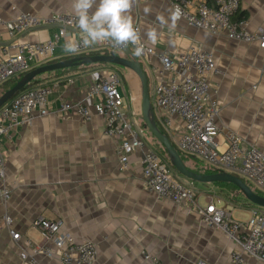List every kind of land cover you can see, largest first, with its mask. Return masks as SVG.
Segmentation results:
<instances>
[{"label":"crops","instance_id":"obj_1","mask_svg":"<svg viewBox=\"0 0 264 264\" xmlns=\"http://www.w3.org/2000/svg\"><path fill=\"white\" fill-rule=\"evenodd\" d=\"M145 8L149 9L147 13ZM24 12L43 17L73 13L72 0H0V18L7 23ZM171 12L168 0H137L131 10L135 24L141 28L142 39L153 49V54L139 60L153 78L150 97L156 121L163 128L153 103L154 87L168 78L160 73L159 56L176 58L198 47L215 58L216 72L211 74L210 82L218 91L221 105L218 126L223 131L237 133L247 145L264 150V49L259 43L238 42L227 35L216 36L194 29L184 20H177L173 27ZM242 13L246 14L251 30L264 26V0H241L236 20ZM160 16L164 17V23L158 19ZM150 28H156L160 34L155 44L145 35ZM54 30L27 31L12 39L9 29L0 26V61L2 48L12 41L42 43ZM73 34L80 38V30H74ZM116 53L123 56L119 50ZM103 54L108 53L87 55ZM70 57L73 58L60 45L53 62ZM119 68L122 67L90 64L73 71L43 75L42 85L52 89L49 114L15 128L2 145L10 196L8 199L0 196V264H22L19 254L26 247V240L42 239L41 232L33 225L39 217L63 221L64 229L77 242H95L98 255L94 264H150L142 256L145 250L164 264L202 261L230 264L236 245L221 230L202 224L188 205L158 199L148 191L143 178L142 150L130 156V166L124 171L118 155L120 141L105 135L104 118L94 114L91 121H85L76 114L59 113L63 103L87 97L95 72L117 70L126 90L127 114L142 133L145 145L166 160L173 176L184 180L168 160L169 156L156 149L154 139L146 138L145 130L140 127L139 77L129 69ZM92 112L95 113L94 108ZM219 141H225L223 135ZM185 182L199 193L200 203V198L206 200L208 195L221 203L226 201L214 184ZM10 230L21 234L19 240L12 238ZM38 264L60 263L41 258Z\"/></svg>","mask_w":264,"mask_h":264},{"label":"built area","instance_id":"obj_2","mask_svg":"<svg viewBox=\"0 0 264 264\" xmlns=\"http://www.w3.org/2000/svg\"><path fill=\"white\" fill-rule=\"evenodd\" d=\"M172 11L178 6L184 20L194 29L204 30L212 35H227L238 42L259 43L264 49V26L255 31L249 22L236 20L241 0H168ZM0 26L9 29L12 39L31 29L47 26L54 28L52 36L42 43L12 41L2 48L0 61V87L11 80L19 79L31 70L54 60L60 45L67 38L74 37L79 30L73 13H60L43 17L31 12L21 13L7 23L0 18ZM141 32L139 25H136ZM77 38L76 40H79ZM142 39V37H141ZM145 44V59L153 49ZM134 51V46L127 45ZM151 49V51H149ZM117 46L106 41L91 47H81L71 56H83L92 52H117ZM162 75L168 78L154 87L153 103L160 114V121L167 136L185 156L195 157L206 166L242 179L253 191L264 193V150L247 145L242 137L231 130H221L217 124L221 105L218 91L213 89L210 76L216 72L214 55L198 47H192L176 58L160 55ZM52 89L37 86L22 90L0 109V196L8 199L6 187V158L2 151L5 139L11 137L15 128L32 123L36 117L50 112ZM126 90L120 72L110 69L94 73V83L83 100L65 102L60 114H76L85 121L95 115L105 119V135L118 138V155L122 170L130 166V156L142 150L143 178L148 191L158 199L168 200L177 205L186 204L197 213L202 224L221 230L236 249L230 264L264 263V208L241 200H226L222 206L211 195L205 205L200 203L199 193L184 180L171 173L170 166L162 156L148 149L138 130L127 114ZM95 109V113L92 112ZM225 141H219L221 136ZM189 183H193L192 181ZM243 214L244 216H240ZM10 222V219H8ZM42 235L40 241L26 240V247L20 251L22 264H38L41 258L56 260L60 264H94L97 260L98 245L93 241L77 242L74 235L64 229L61 220L37 218L34 223ZM12 238L19 240L21 234L10 230ZM145 261L150 264H164L156 255L142 251ZM199 264H210L200 262Z\"/></svg>","mask_w":264,"mask_h":264},{"label":"water","instance_id":"obj_3","mask_svg":"<svg viewBox=\"0 0 264 264\" xmlns=\"http://www.w3.org/2000/svg\"><path fill=\"white\" fill-rule=\"evenodd\" d=\"M60 26H45L36 29H31L29 31H42L54 28H59ZM117 49L122 52L123 56L116 52L103 55H83L76 56L67 60L58 61L54 63H49L40 67H37L30 72L26 73L20 79H17L14 85L5 91L0 96V109L7 104L16 94L21 92L23 89L28 87L38 78L45 74L56 72L59 70L78 68L90 64H111L114 66H119L122 68L129 69L133 71L140 79L142 84V118L143 121L155 137V139L164 147L165 152L171 160V164L186 179L193 182L202 184H215V183H227L236 185L240 191L243 193L244 197L256 206L264 208V197L254 192L242 179L233 176L228 173H217L211 175L198 174L191 171L186 165L185 161L181 157L180 153L174 147L173 143L167 135H165L158 127L155 119V113L150 97V86L149 78L144 70L142 62L137 56L133 54L131 47L127 46H117Z\"/></svg>","mask_w":264,"mask_h":264},{"label":"clouds","instance_id":"obj_4","mask_svg":"<svg viewBox=\"0 0 264 264\" xmlns=\"http://www.w3.org/2000/svg\"><path fill=\"white\" fill-rule=\"evenodd\" d=\"M137 0H72V9L80 30V39L67 38L64 49L75 54L81 47L111 41L116 46L131 44L133 54L137 57L145 54V44L141 39L140 29L136 26L131 10ZM144 11L147 13L148 8ZM181 11L177 6L171 12L172 26L180 18ZM158 19L164 23V17ZM147 40L155 44L159 39L156 28H150L145 33ZM151 51V49H149Z\"/></svg>","mask_w":264,"mask_h":264},{"label":"rangeland","instance_id":"obj_5","mask_svg":"<svg viewBox=\"0 0 264 264\" xmlns=\"http://www.w3.org/2000/svg\"><path fill=\"white\" fill-rule=\"evenodd\" d=\"M142 62V65H143V67H144V70H145V72L147 73V76H148V78H149V88H150V94L152 95V90H153V88H152V84H153V78H152V76L150 75V73H149V71L147 70V68H146V66H145V63L143 62V61H141ZM119 69H122V68H119ZM43 77V76H42ZM126 82H127V84H129V81H128V79L126 80ZM42 83H43V81L40 83V85L39 86H43L42 85ZM14 85V83H8V84H6V85H3V86H1L0 87V96L5 92V91H7L8 89H10L12 86ZM138 88L140 89V91L142 90V84H141V82H139L138 83ZM157 119H158V116L156 117ZM140 123H141V125H140V127H142V129H144L145 130V136H146V138H149L151 141H152V139H154V147H156V149H159L167 158H168V156L164 153V151H163V149L162 148H160L161 146L158 144V142H157V140L154 138V136L150 133V131L147 129V127H146V125H145V123H144V121L142 120V118H140ZM158 121V120H157ZM159 122V121H158ZM159 127V126H158ZM168 160L170 161V159L168 158ZM170 163H171V161H170ZM186 164H187V166H188V168H190L192 171H198V172H200L201 174H203V172L202 171H199L200 169H199V167H198V164L197 163H194V162H189V161H186ZM199 166H202V167H205V166H203L202 164L201 165H199ZM199 173V174H200ZM184 179V178H183ZM185 181H189V182H191L189 179H184ZM217 189L220 191V193H221V196H223V198L225 199V200H229V198L231 199V200H233L234 202H237V201H239V200H241V196L243 195V193L240 191V190H236V189H234L233 187H228V186H217ZM242 194V195H241ZM240 196V197H239ZM201 199V204H204L205 203V198L204 197H201L200 198ZM219 204V206H222V204L223 203H218ZM256 264H264V263H256Z\"/></svg>","mask_w":264,"mask_h":264},{"label":"trees","instance_id":"obj_6","mask_svg":"<svg viewBox=\"0 0 264 264\" xmlns=\"http://www.w3.org/2000/svg\"><path fill=\"white\" fill-rule=\"evenodd\" d=\"M245 19H247L246 18V14L245 13H242L241 15H240V17H239V19H237V20H245ZM70 58H72V57H70ZM69 58V59H70ZM54 62H58V61H54ZM53 61L52 62H50V63H54ZM49 64V63H48ZM77 68V67H76ZM76 68H71V69H65V70H59V71H56L55 73L56 74H59V73H61V72H63V71H73V70H75ZM53 73V72H52ZM49 74V73H48ZM20 79V78H19ZM17 79H14V80H11V81H9L8 83H15V81H16ZM43 81V79H42V77H40V78H38L37 80H35L33 83H31L28 87H26L25 89H23V90H26V89H28V88H32V87H37V86H39L40 85V83ZM8 83H6V84H8ZM5 84V85H6ZM156 123H157V125L159 126V129L165 134V135H167V132L160 126V124H159V122L158 121H156ZM175 147V146H174ZM176 148V147H175ZM177 149V148H176ZM179 152V151H178ZM164 153H166L165 152V150H164ZM180 153V155H181V157L183 158V160L185 161V163H186V161H189V162H194V163H197L198 164V167H199V171H202L203 172V174H205V175H211V174H217L218 173V171H216V170H214V169H212V168H210V167H208V166H205V167H202V166H199V165H201V161L199 160V159H197V158H195V157H189V156H185V155H183L181 152H179ZM167 154V153H166ZM187 165V164H186ZM190 169V168H189ZM191 170V169H190ZM192 171V170H191ZM193 172H195V171H193ZM195 173H200V172H198V171H196ZM201 174V173H200ZM191 181V180H190ZM193 182V181H192ZM215 186H228V187H233L234 189H236V190H240L236 185H233V184H227V183H215L214 184ZM254 192H256V193H258L259 195H261V196H263L264 197V193H262V192H259V191H255L254 190ZM242 195V194H241ZM240 197V196H239ZM242 197V199L244 200V201H246L247 203H249V201L244 197V195H242L241 196ZM240 197V198H241ZM232 199V198H231ZM230 198H229V200H231ZM233 201V200H232Z\"/></svg>","mask_w":264,"mask_h":264}]
</instances>
